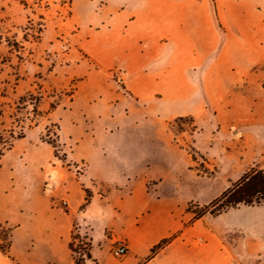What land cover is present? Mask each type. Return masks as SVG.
<instances>
[{
  "label": "crops",
  "instance_id": "1",
  "mask_svg": "<svg viewBox=\"0 0 264 264\" xmlns=\"http://www.w3.org/2000/svg\"><path fill=\"white\" fill-rule=\"evenodd\" d=\"M72 11L87 56L123 79L122 110L135 119L84 140L87 174L109 190L101 203L74 190L66 208L62 197L18 205L0 181V229L12 239L8 251L0 241V264H74L81 208L98 229L90 264H240L244 242L264 264V201L186 227L192 206L264 171V0H72ZM183 119L193 121L192 155L170 131ZM115 243L129 249L123 260Z\"/></svg>",
  "mask_w": 264,
  "mask_h": 264
},
{
  "label": "rangeland",
  "instance_id": "2",
  "mask_svg": "<svg viewBox=\"0 0 264 264\" xmlns=\"http://www.w3.org/2000/svg\"><path fill=\"white\" fill-rule=\"evenodd\" d=\"M74 23L72 0H0V181L9 179L10 195L18 205L46 199L59 204L61 197L70 201L74 190L101 203L109 190L100 178L88 176L87 161L81 156L86 152L84 140L110 134L112 122L135 119L132 112L122 110L127 101L123 79L104 73L87 56ZM192 124L183 119L170 126L175 145L186 155L193 154ZM244 175L235 177L237 182L229 189ZM258 206L241 205L217 215L211 214L214 203L192 206L186 227L203 216ZM82 211L71 243L76 249L74 264H90V236L98 230ZM104 234L111 242L113 231ZM11 240L10 231L0 229L2 245L10 246ZM112 245V257L123 260L113 256ZM256 251L251 242H244L239 247L240 264H262L263 259L253 255Z\"/></svg>",
  "mask_w": 264,
  "mask_h": 264
},
{
  "label": "trees",
  "instance_id": "3",
  "mask_svg": "<svg viewBox=\"0 0 264 264\" xmlns=\"http://www.w3.org/2000/svg\"><path fill=\"white\" fill-rule=\"evenodd\" d=\"M9 150V148H8ZM264 201V171L255 174H245L240 183L234 188L224 193L214 205L216 209L211 214H222L230 209L237 208L241 205L253 206ZM4 251H8L10 246H1ZM74 244H71L73 249ZM160 247V246H159ZM154 249L153 251H155Z\"/></svg>",
  "mask_w": 264,
  "mask_h": 264
},
{
  "label": "built area",
  "instance_id": "4",
  "mask_svg": "<svg viewBox=\"0 0 264 264\" xmlns=\"http://www.w3.org/2000/svg\"><path fill=\"white\" fill-rule=\"evenodd\" d=\"M69 204L66 200L61 202V207L65 208L67 207ZM112 254L115 258H124L126 256H128L129 254V249L128 247L124 244V243H115V245L113 246L112 249Z\"/></svg>",
  "mask_w": 264,
  "mask_h": 264
}]
</instances>
